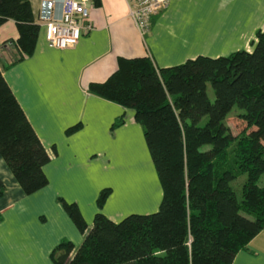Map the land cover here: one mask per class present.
<instances>
[{
  "label": "trees",
  "instance_id": "obj_1",
  "mask_svg": "<svg viewBox=\"0 0 264 264\" xmlns=\"http://www.w3.org/2000/svg\"><path fill=\"white\" fill-rule=\"evenodd\" d=\"M6 20L18 33L10 41L17 51L13 64L33 52L39 24L29 0H0V24ZM251 45L166 67L149 56H120L105 80L88 84L89 92L133 110L162 196L154 212L115 221L96 211L91 225L75 202L59 197L83 239L79 245L62 239L50 253L54 264H231L263 230L264 186L257 180L264 173V28ZM8 65L0 67V155L30 194L47 184L43 166L50 155L4 78ZM234 104L245 122L235 135L225 125ZM241 174L238 200L231 181ZM4 189L0 179V196ZM110 192H99V209Z\"/></svg>",
  "mask_w": 264,
  "mask_h": 264
},
{
  "label": "crops",
  "instance_id": "obj_2",
  "mask_svg": "<svg viewBox=\"0 0 264 264\" xmlns=\"http://www.w3.org/2000/svg\"><path fill=\"white\" fill-rule=\"evenodd\" d=\"M29 2L39 24L34 50L10 64L17 55L10 41L18 33L14 21L6 20L0 24V67L10 64L3 69L4 78L50 155L43 166L48 182L25 194L0 155L5 186L0 196V264H54L50 253L62 239L79 245L83 235L58 198L77 203L91 225L98 210L96 198L109 178L118 185L108 195L107 206L128 199L137 204L138 212L158 208L162 190L142 125L131 108L89 92L90 82L105 80L120 56H149L155 66L166 67L197 55L250 51L256 31L264 28V0H169L152 16L145 33L129 17L127 0H88L92 29L74 45L54 48L45 39L41 0ZM122 117L123 123L112 127ZM75 124H79L76 130L66 131ZM131 144L145 151L152 168L150 191H120L119 167L112 162L120 154L117 161L126 162ZM231 264H264L263 230L235 254Z\"/></svg>",
  "mask_w": 264,
  "mask_h": 264
},
{
  "label": "built area",
  "instance_id": "obj_3",
  "mask_svg": "<svg viewBox=\"0 0 264 264\" xmlns=\"http://www.w3.org/2000/svg\"><path fill=\"white\" fill-rule=\"evenodd\" d=\"M88 0H41L44 11L40 20L45 27L47 45L67 48L92 29ZM128 15L133 24L145 33L150 28L153 15L165 8L169 0H127ZM264 231V228H263Z\"/></svg>",
  "mask_w": 264,
  "mask_h": 264
},
{
  "label": "rangeland",
  "instance_id": "obj_4",
  "mask_svg": "<svg viewBox=\"0 0 264 264\" xmlns=\"http://www.w3.org/2000/svg\"><path fill=\"white\" fill-rule=\"evenodd\" d=\"M207 94L210 100L214 99V92L210 84L207 85ZM242 111H243L242 109H240L236 104H234L231 107L228 113V116L225 120V125L228 127L229 132L233 135L237 134L240 130H242L245 127V122L239 117V113H242ZM205 121H206V117H202V119L199 121V124L202 125L204 124ZM261 144L264 145V142H262ZM146 150H147L148 156H150L147 147H146ZM127 151H128V156H127L126 162L117 161L120 159L119 156H121V154L117 156L115 161L113 160L112 162V164L114 163L113 164L114 167L115 165H118L119 167L118 168L119 173L117 174H118V181L121 184V188H122V190L120 191L126 192V188L128 192H133L134 190H137V189H142V191L144 192L150 191L152 184H153L152 183L153 177L150 176L152 174L151 173L152 168L154 169V167L152 166V163H151L152 168L147 165V160L145 159V151H143L138 144H136L135 146L134 144L129 145ZM125 178L128 179V182H126ZM244 180H245V174H241L236 179L231 181V186L233 190L235 191L238 200L241 199V185ZM114 181H115L114 179H110V178L107 181V182H110L109 185H106L108 188L111 189L110 194L111 193L113 194L115 192V187L116 185H118V182H114ZM257 184L264 186V173L261 174V176L257 180ZM96 204H97V201H96ZM137 208L138 207L136 203L131 202L127 199L125 203L123 202L119 203V201H117V202H112L108 206L106 203H104L103 207L100 209L98 208L97 211L102 212L103 214H105L106 212L110 214L111 217L109 218H111L112 220L118 221L122 219L123 217L129 214H132V213L144 214L143 212L136 211Z\"/></svg>",
  "mask_w": 264,
  "mask_h": 264
}]
</instances>
